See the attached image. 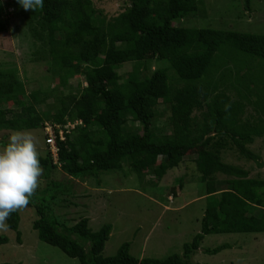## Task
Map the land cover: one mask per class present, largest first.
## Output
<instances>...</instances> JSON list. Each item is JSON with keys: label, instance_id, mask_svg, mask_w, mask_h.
I'll use <instances>...</instances> for the list:
<instances>
[{"label": "trees", "instance_id": "obj_1", "mask_svg": "<svg viewBox=\"0 0 264 264\" xmlns=\"http://www.w3.org/2000/svg\"><path fill=\"white\" fill-rule=\"evenodd\" d=\"M243 1L249 10L253 0ZM7 6L21 7L17 0H7ZM203 6V0H127L119 15L107 19L92 0H44L42 8L26 14L34 40L43 47L37 51L38 60L51 62L60 86L76 76L84 77L87 85L79 95L59 94L57 112L51 115L40 111L46 98L39 91L21 101L23 84L13 71H0V131L81 121L64 141L58 136L56 163L50 150L48 158L40 159L47 187L29 204L36 211L33 228L40 240L80 264H195L191 256L207 235L264 233V179L251 178L221 157L222 151L236 148L261 167L259 156L248 146L264 136V35L176 25L203 14ZM5 8L0 2V34L9 25L3 18ZM153 60L168 67L149 73L144 66L125 77L117 70ZM177 79L182 82L176 84ZM232 89L235 100L229 94ZM9 101L15 108L7 115L3 105ZM160 102L170 115L169 131L159 133L154 121L161 114ZM195 111H202L199 117ZM130 119L138 121L141 130L129 128ZM197 149H202L195 163L207 205L201 230L184 245L183 255L138 259L125 243L115 256L104 257L111 225L93 232L88 218L67 226L54 214L53 204L70 190L51 178L57 165L74 181L100 182L102 175L124 165L138 177L158 166L154 175L162 179ZM219 174L228 179L219 182ZM179 187L183 189L181 182ZM20 222L19 211L7 221L18 243ZM8 243L9 237L0 235V248ZM227 248L225 244L204 252L217 255Z\"/></svg>", "mask_w": 264, "mask_h": 264}, {"label": "rangeland", "instance_id": "obj_2", "mask_svg": "<svg viewBox=\"0 0 264 264\" xmlns=\"http://www.w3.org/2000/svg\"><path fill=\"white\" fill-rule=\"evenodd\" d=\"M92 1L99 15L107 19L119 15L127 6V0ZM203 1V14L200 12L197 17L180 20L176 25L231 29L264 35V0H253L249 10L245 8L243 0ZM0 2L6 6L3 18H8L9 22L7 32L0 34V71H13L16 74L19 82L23 84L24 96L20 97L21 101H29L31 93L39 91L41 97L46 98L40 111L54 115L58 107L55 102L57 96L79 95L87 85L85 78L76 76L69 80L67 86H60L61 78L51 72V62L38 60L40 55L37 51L43 47L34 40L25 21L26 14L32 11H25L22 7L11 9L7 6V0ZM144 66L149 73L168 67L166 63L153 60L146 64L129 63L118 67L117 70L125 77L131 71L142 70ZM181 82L180 79L175 80L176 84ZM229 87L227 85V88ZM232 90L229 94L233 95L235 100L238 97L234 89ZM3 108L7 115H10L15 106L9 101ZM158 111L161 114L155 119L154 127L159 133L169 131L168 106L160 102ZM201 112L195 111L194 115L199 117ZM248 116L250 112L245 118ZM46 128L44 125L39 129L30 130L38 139L40 159L49 157V148L45 144ZM129 128L141 130V125L138 121L130 119ZM12 132L0 131V149L6 146L4 143H8ZM248 148L259 156L261 167L259 163L243 157L236 148L222 151L221 157L225 163L247 171L251 178L264 179V136L255 137V142ZM201 152L202 149L189 152L183 162L168 171L162 179L154 175V169L158 166H152L143 176L138 177L124 165L122 170L102 175L100 182L95 179L74 181L57 165L51 178L70 190L55 201L54 214L60 223L67 226L88 218L89 227L93 232L99 231L104 225H111L112 231L105 245L104 257L115 256L125 243H130V252L138 259H165L175 254L183 255L184 245L191 243L201 230V219L207 205L205 186L198 180L200 174L195 163L196 156ZM217 179L221 182L228 177L219 174ZM180 182L183 189L179 187ZM46 187L47 180L43 171L36 193L42 192ZM221 188L226 187L222 185ZM19 214L22 243L17 242L14 231H0V235L9 237V243L0 248V264H80L79 260L68 257L61 249L40 240L33 228V222L37 218L33 207L28 206L19 211ZM225 244L230 248L217 255L204 252L206 249ZM191 262L264 264V233L207 235L199 251L191 256Z\"/></svg>", "mask_w": 264, "mask_h": 264}, {"label": "clouds", "instance_id": "obj_3", "mask_svg": "<svg viewBox=\"0 0 264 264\" xmlns=\"http://www.w3.org/2000/svg\"><path fill=\"white\" fill-rule=\"evenodd\" d=\"M17 3L25 11H35L43 7L44 0ZM37 145L38 139L30 130H17L0 149V231H8L12 213L25 210L40 186L44 170Z\"/></svg>", "mask_w": 264, "mask_h": 264}, {"label": "built area", "instance_id": "obj_4", "mask_svg": "<svg viewBox=\"0 0 264 264\" xmlns=\"http://www.w3.org/2000/svg\"><path fill=\"white\" fill-rule=\"evenodd\" d=\"M80 124H81V121H77L74 124L68 123L64 126H61V125L52 126L46 123V126H47L46 136L47 137L45 139V144L49 148L50 153L55 162L58 161V153H59V149L57 145L58 136L61 141H64L65 134L70 133L71 129H73L74 127Z\"/></svg>", "mask_w": 264, "mask_h": 264}, {"label": "crops", "instance_id": "obj_5", "mask_svg": "<svg viewBox=\"0 0 264 264\" xmlns=\"http://www.w3.org/2000/svg\"><path fill=\"white\" fill-rule=\"evenodd\" d=\"M14 9V8H13Z\"/></svg>", "mask_w": 264, "mask_h": 264}]
</instances>
